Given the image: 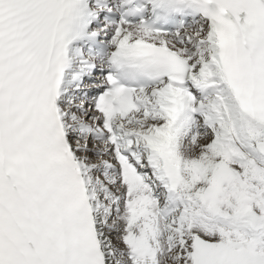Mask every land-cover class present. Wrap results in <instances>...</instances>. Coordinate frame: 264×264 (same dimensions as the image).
Segmentation results:
<instances>
[{"label":"snow or ice","instance_id":"snow-or-ice-1","mask_svg":"<svg viewBox=\"0 0 264 264\" xmlns=\"http://www.w3.org/2000/svg\"><path fill=\"white\" fill-rule=\"evenodd\" d=\"M0 264H264V0H0Z\"/></svg>","mask_w":264,"mask_h":264}]
</instances>
